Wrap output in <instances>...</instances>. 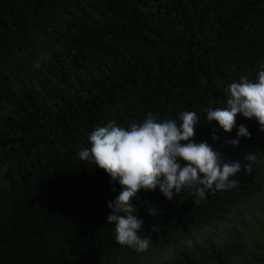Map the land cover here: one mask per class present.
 <instances>
[{
	"label": "trees",
	"instance_id": "trees-1",
	"mask_svg": "<svg viewBox=\"0 0 264 264\" xmlns=\"http://www.w3.org/2000/svg\"><path fill=\"white\" fill-rule=\"evenodd\" d=\"M262 64L264 0H0V264H264V243L229 234L264 220V202L238 210L264 197V132L238 116L251 138L231 146L234 128L213 142L205 112ZM183 111L199 117L197 142L242 170L205 198L141 191L133 202L151 246L122 247L106 221L119 185L78 153L108 122ZM208 226L228 236L201 241Z\"/></svg>",
	"mask_w": 264,
	"mask_h": 264
},
{
	"label": "clouds",
	"instance_id": "clouds-1",
	"mask_svg": "<svg viewBox=\"0 0 264 264\" xmlns=\"http://www.w3.org/2000/svg\"><path fill=\"white\" fill-rule=\"evenodd\" d=\"M205 112L210 125L218 124L212 132L213 142L220 140V130L231 133L234 128L236 137L228 142L231 146L238 147L241 139L251 138L246 125L237 126L238 116L255 121L258 131L264 132V64L255 80L243 75L228 85L226 106ZM198 126L195 112L183 111L178 120L163 121L149 113L140 123L125 127L108 122L90 133V148L81 149L78 156L104 170L109 182L119 185L118 195L108 202L106 218L107 224L114 226L117 244L138 253L151 246L150 238L139 235L145 221L137 215L133 201L141 191L159 189L171 201L185 189L205 198L210 190H225L236 183L233 178L242 170L240 162L224 161L208 141L197 142ZM246 159L252 161L254 155Z\"/></svg>",
	"mask_w": 264,
	"mask_h": 264
},
{
	"label": "rangeland",
	"instance_id": "rangeland-1",
	"mask_svg": "<svg viewBox=\"0 0 264 264\" xmlns=\"http://www.w3.org/2000/svg\"><path fill=\"white\" fill-rule=\"evenodd\" d=\"M263 195H260V196H263ZM262 202H264V197H261L260 199L252 200V201H250V204H246V205L242 204L239 206L238 209H240L241 212L246 211V213H244V214L249 216V214H250V213H248L249 211L253 214L259 211V206H261L260 204ZM237 218L239 219L240 217L237 216ZM257 220L259 222L258 223L259 224L258 225L259 230L256 229L254 222H249L248 226L245 228H242L240 223H235V226L237 227V229H239V233H237V230H232V231H230L231 233H229V234L230 235L235 234V235L239 236V234L243 231V234L246 236V232H247L251 238H255V239L261 241L262 243H264V220L263 219L261 220L259 218ZM252 231L254 233H252ZM214 232L218 233L219 238H221L222 236L224 238H226L228 236V232H225L222 228L220 230V228L218 226H208L205 229H203L200 233L197 234V238L202 241V240L210 237V234L214 233ZM221 232H222V234H221ZM249 232L251 233V235ZM217 241H219V239H217ZM232 264H237V262L232 261Z\"/></svg>",
	"mask_w": 264,
	"mask_h": 264
}]
</instances>
